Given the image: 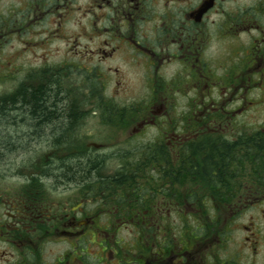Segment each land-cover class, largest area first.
I'll use <instances>...</instances> for the list:
<instances>
[{"label":"flooded vegetation","instance_id":"1","mask_svg":"<svg viewBox=\"0 0 264 264\" xmlns=\"http://www.w3.org/2000/svg\"><path fill=\"white\" fill-rule=\"evenodd\" d=\"M1 55L66 119L0 149V264H264V0H0Z\"/></svg>","mask_w":264,"mask_h":264},{"label":"trees","instance_id":"2","mask_svg":"<svg viewBox=\"0 0 264 264\" xmlns=\"http://www.w3.org/2000/svg\"><path fill=\"white\" fill-rule=\"evenodd\" d=\"M56 96H58L57 93L48 87H40L38 90L22 92L19 103L12 100L6 103H4L5 101L0 102V149L6 147L10 142L9 134L17 131L15 123L19 122V116H30L27 126L32 127L33 123L38 121L37 123L43 130L47 126L65 123L66 118L64 119L62 113L66 109L61 103L58 104L59 108L57 107V103L53 101ZM57 112L59 113L55 115ZM82 173L83 171H80V174ZM78 174L76 172L75 175Z\"/></svg>","mask_w":264,"mask_h":264},{"label":"rangeland","instance_id":"3","mask_svg":"<svg viewBox=\"0 0 264 264\" xmlns=\"http://www.w3.org/2000/svg\"><path fill=\"white\" fill-rule=\"evenodd\" d=\"M0 60L3 61V56L2 55L0 56ZM1 61H0V67H1L0 68V75L2 77L0 78V93H1L2 90L5 89V87L7 85L12 83V81H11L12 78L9 77L8 73L6 75H3L4 74L3 69H5V68H3V66L1 65V63H2ZM251 117H252V122L255 123V124H259V123L264 122V108L263 109H259L258 108L256 110H254L253 112H251ZM29 155L30 154L27 152L26 153V158H29ZM58 158L59 159H64L65 157L62 156V153H59Z\"/></svg>","mask_w":264,"mask_h":264}]
</instances>
